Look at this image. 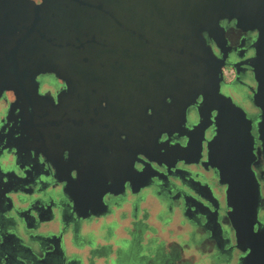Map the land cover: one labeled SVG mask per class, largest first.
Segmentation results:
<instances>
[{"label":"flooded vegetation","instance_id":"1","mask_svg":"<svg viewBox=\"0 0 264 264\" xmlns=\"http://www.w3.org/2000/svg\"><path fill=\"white\" fill-rule=\"evenodd\" d=\"M98 19L82 17L78 56L62 39L48 71L0 89V264H242L210 162L217 111L199 127L205 74L182 78L174 47L158 78L135 79L132 15ZM221 25L223 48L207 36L220 92L257 135V32Z\"/></svg>","mask_w":264,"mask_h":264},{"label":"water","instance_id":"2","mask_svg":"<svg viewBox=\"0 0 264 264\" xmlns=\"http://www.w3.org/2000/svg\"><path fill=\"white\" fill-rule=\"evenodd\" d=\"M114 10L119 22H125L127 14L133 17L135 79L142 80L147 74L158 78L174 47L182 78L189 73V80L196 79V72L205 74L199 127L203 131L208 115L217 111L210 162L219 170L221 181L229 185V216L237 246L245 253L241 263L264 264V223L260 218L264 168L260 174L253 168L264 167V0H0V89L13 90L18 82L30 83L37 74L48 71L51 58L61 55L51 48H58L62 39L69 40L70 56H78L82 17L88 16L98 27L106 24L98 17ZM224 19L257 32L256 53L250 60L257 81L253 102L260 109L257 135L247 111L220 92V62L207 36L223 48ZM152 41L161 49L166 45L169 52H150Z\"/></svg>","mask_w":264,"mask_h":264}]
</instances>
